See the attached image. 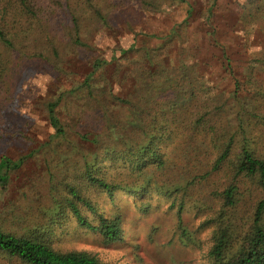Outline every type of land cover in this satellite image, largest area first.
Instances as JSON below:
<instances>
[{
	"label": "rangeland",
	"instance_id": "374dc122",
	"mask_svg": "<svg viewBox=\"0 0 264 264\" xmlns=\"http://www.w3.org/2000/svg\"><path fill=\"white\" fill-rule=\"evenodd\" d=\"M101 4L100 14L96 9L89 18L90 12L80 14L84 44L74 42L73 24L58 25L55 33L44 35V56L35 61L23 57L21 68H7L9 75L0 78V157H25L22 166L10 172L8 185H0V230L44 233L45 211L56 213L55 198L82 183L79 168L87 157L89 162L102 160L99 167L107 180L118 182L116 190L99 194L87 183L83 197L94 209L82 204L81 211L90 225L80 223L70 211L72 216L55 226L56 249L85 252L106 264H213L210 251L217 237L224 235L225 254L232 257L249 237L261 187L257 178L238 175L237 203L227 205L223 192L241 157L243 134L239 129L232 157L213 169L220 151L208 131L195 130L188 119L206 117L204 105L216 102L211 113L218 116L220 107L222 119L235 128L243 102L231 95L236 77L249 99L244 114L247 140L264 158V0H102ZM225 52L232 73L226 69ZM113 56H118L116 65L99 69L94 82L112 83L124 96L130 91L142 103L150 97L154 108L132 114L111 108L105 118L148 115L153 122L147 132L159 137L157 144L168 158L165 168L151 163L144 172L134 169L131 159L139 148L134 142L129 143L132 152L126 158L113 150L106 156L103 147L77 136H69L73 146L67 141L52 144L55 130L47 116L48 99L81 84L95 58ZM72 98L73 107L83 115L80 126L101 132L108 140L98 102L88 103L82 93ZM59 110L68 121L65 105ZM179 118L184 123L176 127ZM161 120L169 122L167 132L157 129ZM116 144L120 141L111 146ZM116 214L122 232L118 239L107 241L92 225L100 223V215ZM0 264L24 263L0 251Z\"/></svg>",
	"mask_w": 264,
	"mask_h": 264
},
{
	"label": "trees",
	"instance_id": "16d2710c",
	"mask_svg": "<svg viewBox=\"0 0 264 264\" xmlns=\"http://www.w3.org/2000/svg\"><path fill=\"white\" fill-rule=\"evenodd\" d=\"M86 1V2H84ZM102 0H0V78L8 76L7 68H21L23 64L21 59L28 57L32 61L44 56L43 38L49 37V34L55 33L56 26L64 28L73 24V29L76 33L74 42L77 44H84L80 39L81 28H84V18L80 14L90 12L87 14L89 18L92 11L97 10L98 14L101 9ZM187 1V0H181ZM88 4V5H87ZM188 16L192 13V7L189 6L187 10ZM66 18L67 20H64ZM212 33V32H210ZM133 45H131L132 48ZM40 48V49H39ZM128 49H122L125 53ZM39 49V51H38ZM57 49V48H55ZM227 60L226 69L232 73L231 58L225 52ZM113 56L110 59L97 57L94 60L92 70L86 75L84 81L69 90H60L50 99L46 104L47 116L51 126L55 130V135L52 138V144L57 141L65 142L69 145H75V142H69V136H77L82 140L89 141L103 147L104 152L109 155L111 150L114 154L121 157H128L129 151L132 152L130 142H134L139 148L136 149V156L131 159L134 163V169L139 172H144L147 164L153 163L158 168H165L168 164V158L162 154L160 147L157 144V135L149 134L147 132L150 126L148 115L144 114L140 118H125V121L119 117L105 118V113L109 114L111 108L113 110H125L126 113H148L151 111L153 104L148 100H136L129 91L128 96H124L119 89H115L112 83H95L94 76L99 69L108 68L116 65V58ZM8 70V69H7ZM6 72V73H4ZM254 76V74H252ZM108 80V77L105 78ZM235 87L231 92L239 102H242V107L237 110L236 119L238 125L232 128V124L220 116V107L217 106L216 113L211 112L216 106L211 103L204 105L206 111L205 116L201 115L196 119H188V124L193 125L195 130H206L210 134L209 137L213 139L220 154L215 161L213 169H216L226 159L232 157V150L235 146L237 134L242 132L243 146L241 157L234 166L235 174L231 176L230 184L225 188L223 194L227 205L236 204V193L238 186L235 183L236 177L243 174L257 178L259 186L261 187L262 196L256 204V209L252 219V226L249 231V237L243 242V246L232 257H227L225 254L228 240L224 235L218 236L210 251L213 259V264H264V158L256 154L251 148L246 128L244 126V114L248 110L247 105L249 99L247 95L242 92V84L234 78ZM83 94V97L88 103L95 104L98 102L102 112L99 118L104 123L106 128V136L108 140L102 137L101 132H93L86 130L80 126L83 115L78 108H74V101L72 96ZM264 94V90L262 91ZM130 95V96H129ZM216 99V98H213ZM244 99V100H243ZM218 101V98L216 99ZM235 100V99H234ZM64 104L66 108V115L68 121L62 119L60 115V105ZM141 107V108H140ZM257 111L261 114L263 110L257 106ZM86 121V120H85ZM105 121V122H103ZM179 125L184 123V120L179 118ZM96 125V122H94ZM93 124V125H94ZM149 125V126H148ZM236 125V124H234ZM233 125V126H234ZM157 129L161 132H167L169 122L167 120L159 121ZM231 127V128H230ZM137 134V135H135ZM143 137L138 141L130 140V137ZM120 141V144L111 146L113 142ZM130 140V141H129ZM69 142V143H68ZM124 142H126L124 144ZM79 144L78 142L76 145ZM129 146V148H128ZM98 155L96 154V157ZM84 163L79 168L80 174L83 177L81 184L70 186L68 193L64 192L58 195L56 203H58V211L49 215L45 211V219L42 225L45 226V232L42 233L39 229L30 233L21 235L5 232L0 230V251L13 256L24 264H106L99 261L95 256L85 252L78 251H60L56 249L52 243L53 233L56 231V224L62 223L66 218L71 217L74 213L80 223H86L87 217L81 211V205L93 208L90 199L83 197V191L87 188V183L93 187L100 194V192H107L112 194L116 190L118 182H111L104 176V169L99 167L101 161L94 160L89 162L87 157H84ZM25 161L22 156L14 159L9 155H2L0 157V185L5 187L9 183L10 172L20 168ZM126 162L127 160L124 159ZM127 163V162H126ZM84 166V167H83ZM82 167L84 169H82ZM211 169V170H213ZM210 174V171L206 175ZM92 199V198H91ZM71 211V212H70ZM51 213V211H50ZM50 217V219H49ZM100 223L92 225V228L98 229L107 241H114L121 235V217L119 214L112 218H106L103 215L99 216Z\"/></svg>",
	"mask_w": 264,
	"mask_h": 264
}]
</instances>
